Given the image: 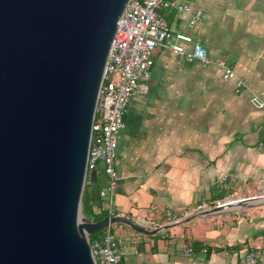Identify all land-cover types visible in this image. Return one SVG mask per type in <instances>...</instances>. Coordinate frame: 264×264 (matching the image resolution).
Here are the masks:
<instances>
[{"label": "crops", "instance_id": "obj_1", "mask_svg": "<svg viewBox=\"0 0 264 264\" xmlns=\"http://www.w3.org/2000/svg\"><path fill=\"white\" fill-rule=\"evenodd\" d=\"M189 8L158 9L171 33L187 34L196 12L203 20L192 38L206 49L210 64L153 53L148 80L139 84L124 115L115 157L117 186L113 217L136 222L146 231L173 224L233 199L264 195V0H168ZM186 51L191 45L184 46ZM218 63L245 82H223ZM84 191L96 213L107 214L97 193L108 185L102 166ZM224 175L236 182L217 185ZM176 221V222H177ZM123 240L121 264H236L240 255L264 245V199L231 204L154 235L115 222ZM191 247L207 249L198 263L183 256ZM182 255V256H181Z\"/></svg>", "mask_w": 264, "mask_h": 264}, {"label": "water", "instance_id": "obj_2", "mask_svg": "<svg viewBox=\"0 0 264 264\" xmlns=\"http://www.w3.org/2000/svg\"><path fill=\"white\" fill-rule=\"evenodd\" d=\"M129 0H0V264H94L88 236L121 218L82 214L91 126L106 58Z\"/></svg>", "mask_w": 264, "mask_h": 264}, {"label": "built area", "instance_id": "obj_3", "mask_svg": "<svg viewBox=\"0 0 264 264\" xmlns=\"http://www.w3.org/2000/svg\"><path fill=\"white\" fill-rule=\"evenodd\" d=\"M161 8H174L180 13L189 11L187 6L176 5L168 0H129L108 50L86 162L88 172L100 165L108 178L107 187L98 193L100 198L107 201L108 218L113 217L112 196L118 181L115 157L119 133L125 128L124 115L139 84L150 77L155 49L162 48L174 58L197 62L203 67L210 64L206 49L195 42L191 35L193 28L202 23L201 13L196 12L190 20L189 33H171L164 18L157 13ZM185 45H191V50L186 51ZM218 67L222 71L223 82L233 81L237 89L245 87V82L236 76L230 66L218 63ZM257 106L262 108L264 105ZM258 146L264 149V143ZM236 181V176L224 175L217 185ZM221 205H226V202ZM166 217L169 223L177 221L170 211H167ZM110 226L102 230L98 239L89 243L94 264H121L125 254L123 240L111 232ZM207 252V249L195 251L188 247L183 251V256L192 263H198ZM236 264H264V245L240 255Z\"/></svg>", "mask_w": 264, "mask_h": 264}, {"label": "trees", "instance_id": "obj_4", "mask_svg": "<svg viewBox=\"0 0 264 264\" xmlns=\"http://www.w3.org/2000/svg\"><path fill=\"white\" fill-rule=\"evenodd\" d=\"M98 196V193H97ZM82 214L83 216L92 222H100L104 218H106V214L104 212L96 213L94 211V207L91 204V200L89 198V195L84 191L83 196H82ZM102 231H98L94 235L88 236L89 243H92L95 239H98L99 236L101 235Z\"/></svg>", "mask_w": 264, "mask_h": 264}, {"label": "bare ground", "instance_id": "obj_5", "mask_svg": "<svg viewBox=\"0 0 264 264\" xmlns=\"http://www.w3.org/2000/svg\"><path fill=\"white\" fill-rule=\"evenodd\" d=\"M233 201H234L233 199H229V200H226L225 202H226V203H234ZM174 223H175V222H174ZM181 256H182V255H181Z\"/></svg>", "mask_w": 264, "mask_h": 264}]
</instances>
